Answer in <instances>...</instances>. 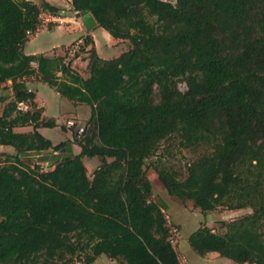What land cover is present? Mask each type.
Here are the masks:
<instances>
[{"label":"trees","instance_id":"obj_1","mask_svg":"<svg viewBox=\"0 0 264 264\" xmlns=\"http://www.w3.org/2000/svg\"><path fill=\"white\" fill-rule=\"evenodd\" d=\"M72 6L129 43L109 59L89 49L87 77L64 56L24 51L40 15L58 6L0 0V89L12 90L1 97L0 145L15 150L0 152V264H74L77 257L94 264L101 255L118 264H182L167 205L151 198L153 158L168 194L203 213L252 208L221 220L223 232L202 225L191 233L197 254L264 264V0ZM92 42L88 36L84 45ZM31 76L92 108L82 137L55 144L40 132L58 124L43 116L27 85ZM26 126L32 130L16 131ZM175 140L196 153L185 171L162 150ZM95 157L90 176L86 160Z\"/></svg>","mask_w":264,"mask_h":264},{"label":"rangeland","instance_id":"obj_2","mask_svg":"<svg viewBox=\"0 0 264 264\" xmlns=\"http://www.w3.org/2000/svg\"><path fill=\"white\" fill-rule=\"evenodd\" d=\"M63 3H64L63 5H65V7L63 8H65L66 13L69 14V18H65L63 22H60V23L55 22V23H58L64 26L76 27L77 25L74 22L76 11L73 10L72 0H64ZM77 21L82 23L80 19H77ZM48 23H46V26ZM40 28H42V25L40 26ZM88 32L89 31L86 30L85 35H83L77 41L73 42V44L76 42H81L80 43L81 49L78 52L77 57L72 63V65L75 68V70H77L80 73L82 72L84 75L85 73H88L86 69V65L84 64V60L86 59L88 55V50L91 48H95L93 44H90L88 46L84 45L86 37L89 36L93 40V37L89 35ZM45 33H47V31H45L44 33H40L39 36L31 39V41L28 42L26 46V51L27 52L32 51V48L35 47V45L39 43L41 38L44 37ZM32 36L33 35H31L30 37ZM52 38L54 39V37ZM98 40L100 44L104 42L101 36L98 38ZM56 43H60V40H56ZM92 43H94V41ZM127 47H128L127 42L125 41L124 43L119 44V47L118 49H116V51L118 52L122 50L124 51ZM101 49L104 51L103 47ZM107 55H110V54H107ZM46 86L48 88H51L47 84ZM179 88L185 91L187 90V85L185 84V82H180ZM3 95H9L10 97H12V90L10 89V87H7L6 89H0V113L3 111L4 105L6 103L1 100V97ZM23 108L26 109L27 106L24 105ZM87 125L88 123L83 122L80 119H74V118L67 119L66 122L65 123L63 122L62 125H60V127L57 128L56 130L55 129L45 130L44 135L47 138L54 139L55 144L62 142V141H66V140H75L79 138L77 132L80 129V127H85L87 129ZM29 129H31V127H28V129L26 130H29ZM67 133L71 136L70 138L66 136ZM72 147L74 146L72 145ZM75 150L78 153L80 152L79 147H77V149ZM162 150H165L167 153H170L168 156V160H167L169 164L174 166L178 170L181 169L182 171H185V167L187 163H189L190 161L196 158L195 152L189 149L181 148L177 140L172 141L170 143H164L162 146ZM0 152H15V150L12 147L0 145ZM51 153H53V151H44L42 154L48 155ZM37 160L38 158L36 156L35 158H33L32 162L35 163L37 162ZM154 160H156V158L149 160V165L147 167V176L153 184V195L151 198L152 200L156 202H164L167 205L168 211L165 212V214H166V217L167 215L169 216L167 217V220H168L169 228L172 230V241H175L179 236V229L175 222H180L182 224V237L185 239L190 233H192L193 231L196 230L197 227H199L200 225L199 223L201 221L204 222L202 225H205V223H208V225L214 228L217 232H223L224 229L220 223L221 219L231 220V219H235V218H238L240 216H243V215H246L252 212V208L247 207V208L240 209V210H227V211H224L226 209H217L215 211H209L207 213H203L200 209L194 207L192 201H181L169 195L166 188L164 187V185L160 182L158 178V174L152 163V161ZM98 162H99V159L97 157L92 158L91 160L89 159L86 160V165L88 167V174L90 176H92L93 169L96 167ZM41 164L45 169L49 168L48 163L41 162ZM174 229H178V231L174 232ZM112 261L110 262V264H118L115 261L114 262ZM74 264H85L84 258L77 257V259H75L74 261ZM98 264H108V263L103 261V262H99ZM214 264H236V263L229 258L221 256L219 259L214 260Z\"/></svg>","mask_w":264,"mask_h":264},{"label":"crops","instance_id":"obj_3","mask_svg":"<svg viewBox=\"0 0 264 264\" xmlns=\"http://www.w3.org/2000/svg\"><path fill=\"white\" fill-rule=\"evenodd\" d=\"M35 3H40L41 0H32ZM51 4H54L60 8L58 13H54L59 16H63L64 18H69V14L66 13L65 5H63L64 0H46ZM77 19V18H76ZM75 24L77 25L76 27L73 26H64L60 25L58 23H48L46 26V23L42 25V28H40L32 37L31 39L37 37L40 35V33H44L47 31V33L44 34V37L41 38L38 44L35 45V47L32 48V51L27 52L26 51V46L28 42L25 45L24 51L27 54H44L47 56H64L67 48L73 44V42L77 41L80 39L83 35L86 34V28L84 25L78 21H74ZM89 31V35L93 37L94 43L93 46L97 50L98 54L104 58V59H109L115 56L120 55L122 51H116L118 49L120 43H124L125 41H120L112 37V35L108 31H104V28L99 27L98 25L93 29V30H87ZM102 37L104 42L102 44L99 43L98 38ZM54 37V39L52 38ZM56 40H60V43H56ZM102 45V46H101ZM127 48H129V44L127 43ZM104 48V51L101 48ZM125 49V50H126ZM110 54V55H107ZM84 64L87 66V60H84ZM35 66L36 63H34ZM73 66V65H72ZM80 73V72H79ZM61 74V73H59ZM82 76L87 77L88 73H85V75L81 72L80 73ZM27 80V85L28 87L35 91L36 93V98L35 101L37 102L38 106L43 108V116L45 118H52L54 119L58 126L54 128H47V127H42L40 128V132L44 135L45 130L47 129H57L62 125V123L66 122L67 119H80L83 122L88 123L91 114H92V108L86 104V103H81V102H76L68 99L65 96H62L55 88L51 87L49 84L43 82L39 77L37 76H31L26 79ZM47 85H49L51 88H48ZM47 87V88H46ZM1 114V113H0ZM28 127L31 126H26V127H18L16 128V131L20 132H27L31 131V129H28ZM67 137H71L68 133L66 134ZM51 139V138H50ZM54 143V139H51ZM74 147L73 153L78 154L75 149L77 147L80 148L79 145L73 144ZM91 160V159H89ZM99 162L97 163L96 167L98 166ZM96 167L93 169H96ZM92 172V174H93ZM168 209L165 210L167 212ZM227 211V210H224ZM167 217H169L167 215ZM224 220V219H221ZM178 226L179 229V236L175 241L173 242L174 247L176 248V251L178 253V257L181 261L182 264H214V260L219 259L221 256L217 252H210L204 256H201L197 254L191 247L188 238L191 235V233L184 239L182 237V224L180 222H175ZM204 222H200L199 227L202 226ZM205 225L211 227L208 225V223H205ZM197 227L196 230L199 228ZM194 232V231H193ZM192 232V233H193ZM107 262L110 264L112 260L106 255H101L95 262V264H98L99 262ZM114 262V261H112Z\"/></svg>","mask_w":264,"mask_h":264},{"label":"built area","instance_id":"obj_4","mask_svg":"<svg viewBox=\"0 0 264 264\" xmlns=\"http://www.w3.org/2000/svg\"><path fill=\"white\" fill-rule=\"evenodd\" d=\"M40 17H41V20H42V25L44 23H48V22H59L60 23V22H63L65 20V18H63L62 16L56 15V14L51 13V12H43L40 15ZM77 19H76V16H75L74 21H77ZM34 34H31V35H34ZM80 43L81 42H76V43L70 45L67 48V50H66V52L64 54V63L67 66L72 65V63L76 59L77 54H78V52L81 49V44ZM20 106L23 108L24 107V104L22 103V104H20ZM85 131H86V128L85 127H80V129L77 132L78 133V137L79 138L82 137L84 135ZM177 231H178V229H174V232H177Z\"/></svg>","mask_w":264,"mask_h":264},{"label":"water","instance_id":"obj_5","mask_svg":"<svg viewBox=\"0 0 264 264\" xmlns=\"http://www.w3.org/2000/svg\"><path fill=\"white\" fill-rule=\"evenodd\" d=\"M75 16L76 18L81 20L82 24L87 30H92L98 25L96 18L91 12L86 14H82L81 12H76ZM63 150L65 151L66 149L64 148Z\"/></svg>","mask_w":264,"mask_h":264}]
</instances>
